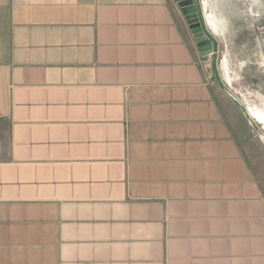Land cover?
<instances>
[{"label": "crops", "instance_id": "crops-1", "mask_svg": "<svg viewBox=\"0 0 264 264\" xmlns=\"http://www.w3.org/2000/svg\"><path fill=\"white\" fill-rule=\"evenodd\" d=\"M175 0H0V264H264V191Z\"/></svg>", "mask_w": 264, "mask_h": 264}, {"label": "rangeland", "instance_id": "rangeland-1", "mask_svg": "<svg viewBox=\"0 0 264 264\" xmlns=\"http://www.w3.org/2000/svg\"><path fill=\"white\" fill-rule=\"evenodd\" d=\"M199 3L204 31L215 45L212 54L202 60L205 74L231 102L236 137L264 191V125L248 110L249 106L264 108V0H199ZM211 18L216 29L208 21ZM189 26L193 38L203 32L201 25ZM225 63L229 80L225 76Z\"/></svg>", "mask_w": 264, "mask_h": 264}, {"label": "water", "instance_id": "water-1", "mask_svg": "<svg viewBox=\"0 0 264 264\" xmlns=\"http://www.w3.org/2000/svg\"><path fill=\"white\" fill-rule=\"evenodd\" d=\"M178 6L186 16V19L193 27L201 25L202 13L199 0H183ZM195 42L201 52L202 57L207 58L213 52L214 45L208 36L201 32L195 35Z\"/></svg>", "mask_w": 264, "mask_h": 264}, {"label": "bare ground", "instance_id": "bare-ground-1", "mask_svg": "<svg viewBox=\"0 0 264 264\" xmlns=\"http://www.w3.org/2000/svg\"><path fill=\"white\" fill-rule=\"evenodd\" d=\"M205 9H207V4H205ZM208 21L211 24V26L216 29L217 25H216L215 21H213L212 18L209 19ZM229 60H230V58H229ZM224 70H225L226 79L229 80L230 78H229V72H228V65H227V63L224 64ZM248 110L252 113V115L256 119H258L259 122H261L264 125V108L249 106L248 107Z\"/></svg>", "mask_w": 264, "mask_h": 264}, {"label": "flooded vegetation", "instance_id": "flooded-vegetation-1", "mask_svg": "<svg viewBox=\"0 0 264 264\" xmlns=\"http://www.w3.org/2000/svg\"><path fill=\"white\" fill-rule=\"evenodd\" d=\"M200 22H201V26H200V27H201V30H202L203 32H205V31H204V30H205V29H204V24H203V22H202L201 19H200ZM205 34L208 35L207 32H205ZM212 41H213V40L211 39V42H212ZM214 47H215V45H214Z\"/></svg>", "mask_w": 264, "mask_h": 264}, {"label": "built area", "instance_id": "built-area-1", "mask_svg": "<svg viewBox=\"0 0 264 264\" xmlns=\"http://www.w3.org/2000/svg\"><path fill=\"white\" fill-rule=\"evenodd\" d=\"M204 58V57H203ZM203 69H204V67H203Z\"/></svg>", "mask_w": 264, "mask_h": 264}]
</instances>
